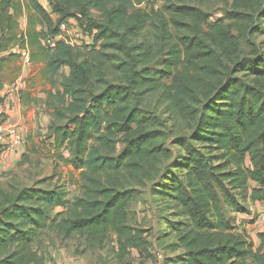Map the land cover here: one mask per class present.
I'll list each match as a JSON object with an SVG mask.
<instances>
[{
    "label": "trees",
    "instance_id": "trees-1",
    "mask_svg": "<svg viewBox=\"0 0 264 264\" xmlns=\"http://www.w3.org/2000/svg\"><path fill=\"white\" fill-rule=\"evenodd\" d=\"M46 1L51 10L41 0H0V80L21 75L20 49L46 78L62 76L47 102V137L80 171V193L0 187V264H44L35 242L46 229L78 234L94 250L112 242L124 264H134L133 250L150 258L155 243L130 222V205L134 183L158 178L160 210H174L159 246L180 250L167 264H264V231L257 245L239 226L250 202H264V0H230L214 21L201 5L172 0ZM72 17L101 43L99 57L82 58L62 39L51 45ZM13 61L19 74L8 69ZM150 94L191 126L178 152L145 106ZM168 160L182 172L165 168Z\"/></svg>",
    "mask_w": 264,
    "mask_h": 264
},
{
    "label": "rangeland",
    "instance_id": "rangeland-1",
    "mask_svg": "<svg viewBox=\"0 0 264 264\" xmlns=\"http://www.w3.org/2000/svg\"><path fill=\"white\" fill-rule=\"evenodd\" d=\"M178 3L201 5L210 14V21L224 18L226 10L228 9V2L230 0H172ZM165 0H159L155 3L157 7L163 5ZM45 7L51 10V5L48 1H44ZM100 11L93 9L91 15L94 18H100ZM229 22L228 20H226ZM71 27L73 42L75 49L82 54V58L99 57L98 50L101 48V43L96 41L92 35H89L83 30L80 21L77 17H72L67 21ZM27 25V20H26ZM25 25V27H26ZM82 33L78 36L77 32ZM150 29L144 32L141 37L149 38ZM262 39V37H261ZM23 74V83L27 89L32 90L33 94L44 95L46 99V107L43 105L44 100L36 101L35 108L37 109V120H28L30 125V138L27 137L26 144L22 150L21 155L8 159L7 157H0V187L11 189L12 186L24 187L31 185H39L42 187H53L55 185L63 184L69 190L73 197L80 193L79 181L80 171L75 170L70 164L63 160H59L57 150L52 144V139L47 137L48 127L53 120V110L48 108L47 102L50 99V92L56 93L62 76L58 75L54 80H50L44 76L41 64L27 62L21 57ZM18 63L11 62L9 70L12 73H18ZM69 67H64L62 73H68ZM43 98V97H38ZM4 99L0 95V100ZM58 101L59 98H54ZM145 106L148 111L156 115L160 119V127L165 132L166 146L171 147L178 152L180 146L176 144V140L191 130L188 122L172 119V114L169 111L168 104L159 94H150L145 100ZM124 147V143L119 142L117 145V153ZM13 154V153H12ZM68 156V152L66 153ZM173 160V159H172ZM172 160H168L164 166L172 171L181 173L178 166L171 167ZM157 180H144V183H134L132 188L135 190L136 197L130 205V222L138 227L145 228L150 238L155 243L153 248V255L150 258H141L137 250H133L127 257L134 262V264H167L166 256H174L180 250L172 251L164 249L159 246L160 229L165 226L162 220L165 217L169 219L174 218L172 212L167 207L165 212L160 208L166 202L156 191L158 187ZM163 204V205H162ZM61 208H57V211ZM263 212V210L261 211ZM258 207H254L249 211V216L253 217V221L258 219L261 213ZM241 225L248 222L249 219L242 218ZM249 231V229H247ZM174 238L172 236L170 239ZM41 256L44 259V264H124L117 257V252L114 250V243H110L104 249H90L85 245L84 238L75 234L71 238H64L53 229H46L41 238L35 242Z\"/></svg>",
    "mask_w": 264,
    "mask_h": 264
},
{
    "label": "crops",
    "instance_id": "crops-1",
    "mask_svg": "<svg viewBox=\"0 0 264 264\" xmlns=\"http://www.w3.org/2000/svg\"><path fill=\"white\" fill-rule=\"evenodd\" d=\"M44 1L41 0V2L44 4ZM45 5V4H44ZM26 20L27 17L23 16L21 18V26L22 28H26ZM23 77L24 75L21 74L17 79H13L12 77L7 79H1L0 80V95L4 97V102L7 107V118L13 122H16L20 125L24 136H25V142L21 148H19L17 151L12 152L9 150L0 149V157H7L8 159L16 156H20L22 150L26 144L27 137L30 138V125L28 123V120H37V109L36 101H42L43 105L46 107V97L44 95H38L33 94L32 90L27 89L26 86H24L23 83ZM20 90H24V95L21 96ZM43 97V98H38ZM13 153V154H12ZM254 207H258L259 211H264V202L258 201V202H250L249 203V211H252ZM249 212L245 213H239V226L241 230H246L247 234L255 241V243L258 245L261 242V239L259 237V233L264 231V224L259 220L256 219L252 222L253 217L249 216ZM245 218L249 219L248 222H244L242 225V221L240 219ZM249 229V231L247 230Z\"/></svg>",
    "mask_w": 264,
    "mask_h": 264
},
{
    "label": "built area",
    "instance_id": "built-area-1",
    "mask_svg": "<svg viewBox=\"0 0 264 264\" xmlns=\"http://www.w3.org/2000/svg\"><path fill=\"white\" fill-rule=\"evenodd\" d=\"M68 22H64L60 26V33L54 38L51 39V45H55V39H62L68 43L74 45L72 36L73 33ZM82 32L78 31L77 35L79 36ZM22 57L29 62V50L20 49ZM25 142L24 133L20 125L16 122H13L7 118V107L4 102V99L0 100V149L9 150L12 152L17 151L23 146ZM258 219L264 224V211L259 214Z\"/></svg>",
    "mask_w": 264,
    "mask_h": 264
}]
</instances>
